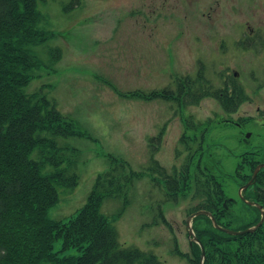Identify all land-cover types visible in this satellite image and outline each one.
I'll use <instances>...</instances> for the list:
<instances>
[{"label":"rangeland","instance_id":"obj_1","mask_svg":"<svg viewBox=\"0 0 264 264\" xmlns=\"http://www.w3.org/2000/svg\"><path fill=\"white\" fill-rule=\"evenodd\" d=\"M38 9L45 17L41 28L56 36L32 50L43 64L53 63L51 53L57 48L61 56L53 71L46 66L35 69L24 90L27 94L42 91L55 100L84 134L68 140L81 152L79 183L60 190L50 217L67 221L85 206L97 176L125 161L127 170L143 177L118 195L105 197L101 207L102 214L114 222L120 243L155 254L165 264H190L175 249L178 244L183 253L191 252L186 219L193 202L187 199L175 208L170 209L173 204L159 207L153 160L169 173L174 167H185L186 154L179 145L186 132L181 119L201 123L197 135L202 130L206 134L205 160L211 156V163L222 170L215 172L217 178L229 182V195L238 197V183L227 180V175L236 168V155L246 149L241 143L245 133L240 136V128L220 122L229 115L214 99L180 108L121 97L111 84L128 93L174 89V74L196 78L201 65L206 79L216 86L224 84L236 67L235 56L228 49L223 52L222 43L230 45L248 36L264 39V0H38ZM257 47L253 57L264 76V46L258 43ZM253 94L256 103L241 107L233 120L264 115V89ZM206 122L210 123L204 126ZM257 122L245 129L252 133L247 141L251 148L264 146V135L257 136L264 127ZM155 146L159 151L153 150ZM198 179L200 185L206 183L205 175ZM160 209L166 212L165 219ZM62 242H55V251L62 249ZM62 254L80 252L70 249Z\"/></svg>","mask_w":264,"mask_h":264},{"label":"trees","instance_id":"obj_2","mask_svg":"<svg viewBox=\"0 0 264 264\" xmlns=\"http://www.w3.org/2000/svg\"><path fill=\"white\" fill-rule=\"evenodd\" d=\"M43 20L38 0H0V264H164L151 253L122 245L116 226L101 213L103 199L122 192V181L140 177L127 172L124 161L116 167L122 173L98 177L86 205L67 221L49 215L59 202L60 190L79 183L80 151L68 139L84 134L42 91L27 94L24 90L34 79V70L46 66L32 50L54 35L41 28ZM59 58L57 50L48 68L54 70ZM194 85L180 89L179 94L186 95V89ZM112 88L123 97L174 99L156 91L123 93ZM237 107L224 109L233 112ZM258 180L262 186L256 197L254 187L245 191V197L264 207V170ZM193 199L197 201L193 212L210 211L224 228L245 230L261 219L258 208L226 201L224 186L215 183L209 170L206 183L194 189ZM193 226L205 248L204 264H264V224L253 233L231 235L202 215ZM59 239L62 249L55 251ZM70 249L80 255H61ZM191 253L190 264H199L202 251L197 243Z\"/></svg>","mask_w":264,"mask_h":264},{"label":"flooded vegetation","instance_id":"obj_3","mask_svg":"<svg viewBox=\"0 0 264 264\" xmlns=\"http://www.w3.org/2000/svg\"><path fill=\"white\" fill-rule=\"evenodd\" d=\"M258 43H260L261 47L264 46V39L260 37L248 36L237 39L230 45L222 43L221 46L223 52L228 49V51H230L231 54L235 56L234 66L236 67V70H234L232 78L224 79V84L221 85L220 89L228 92L229 94L237 93L239 91L246 93L245 97L243 98L244 100L242 102V107L252 106L254 103H256L255 99H253L250 94L254 95L253 92L261 94L264 89V76H262L259 71L260 66L259 62L257 63V58L253 57L254 55L258 54ZM223 76L224 75H222V77ZM240 99L241 97L238 96L236 100ZM257 108L260 109L259 106ZM256 121H258L257 123L260 127H264V116L258 117ZM233 124L238 128L242 126L240 122L236 121H234ZM262 135H264V133H259V136ZM194 152L196 155L202 153L197 148L194 150ZM250 153L264 156V153L262 154L261 152L255 153L254 151H250ZM260 164L257 163L254 167L256 168ZM253 172L254 171H252L251 176L253 175ZM188 177L189 174H186L184 171H182V168L174 167V169H172V174L169 175L168 178L164 180V182L169 185V189L172 191L173 195L175 194L177 196H185V188ZM250 179L251 178H249V180Z\"/></svg>","mask_w":264,"mask_h":264},{"label":"water","instance_id":"obj_4","mask_svg":"<svg viewBox=\"0 0 264 264\" xmlns=\"http://www.w3.org/2000/svg\"><path fill=\"white\" fill-rule=\"evenodd\" d=\"M250 184H251V182H250L248 185L244 186L243 188H247ZM257 206H258V205H257ZM201 214H207V215H210L208 212L200 211V212H197V213L192 214V215L188 218V220H187L188 228H189V233H190L191 236H193L192 240H193V241H197V242H198V240H197V238L195 237V234H194V231H193L192 221H193V219H194L196 216L201 215ZM213 220H214L215 225H216L218 228H220V229H222V230H224V231H226V232H228V233H230V234L239 235V234H244V233H247V232H253V231H255L257 228H259V227L263 224V222H264V213H263V217H262L261 221L259 222V224H258L257 226H255V227H253V228H250V229H247V230L242 231V232H237V231H233V230H229V229H223V228L219 227V226L216 224V221H215L214 218H213ZM202 250H203V252H202V260H201V263H200V264H203V263H204V259H205V251H204L203 246H202Z\"/></svg>","mask_w":264,"mask_h":264}]
</instances>
